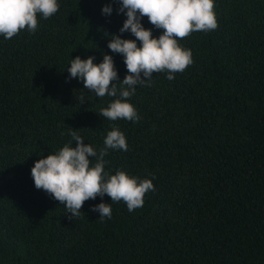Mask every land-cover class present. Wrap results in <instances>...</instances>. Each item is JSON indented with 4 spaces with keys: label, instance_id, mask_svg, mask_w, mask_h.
<instances>
[{
    "label": "trees",
    "instance_id": "16d2710c",
    "mask_svg": "<svg viewBox=\"0 0 264 264\" xmlns=\"http://www.w3.org/2000/svg\"><path fill=\"white\" fill-rule=\"evenodd\" d=\"M57 2L35 33L0 35V264H264V0H214L218 27L178 40L193 63L172 81L165 70L136 86L127 102L137 122L101 116L118 97L68 79L77 56L97 65L111 56L112 83L128 74L107 47L112 35L135 40L119 32V0ZM141 23L154 38L163 32ZM113 127L128 150L109 149L105 172L151 179L155 190L132 212L105 195L70 218L35 188L31 168L72 129L99 151ZM101 202L112 207L103 222L90 211Z\"/></svg>",
    "mask_w": 264,
    "mask_h": 264
},
{
    "label": "clouds",
    "instance_id": "9594fccd",
    "mask_svg": "<svg viewBox=\"0 0 264 264\" xmlns=\"http://www.w3.org/2000/svg\"><path fill=\"white\" fill-rule=\"evenodd\" d=\"M117 14L123 13L126 19L119 29L121 34L130 32L135 40L121 39L112 35L107 44L112 53L124 57L127 75L122 82L114 68L111 56L104 55L103 62L93 63L94 57L82 60L79 56L71 59L68 79H78L83 88L95 94L96 98L105 95L118 97L107 108L101 109V116L110 121L124 119L137 122L141 119L134 106L127 102L135 94L136 86H151L153 73L167 71V79L172 81L175 73L183 72L193 63L191 50L182 48L178 40L193 32H208L218 27L214 12V0H119ZM57 0H0V35L11 39L20 31L35 33L38 28V14L48 19L59 11ZM113 9L105 5L102 15L110 16ZM147 17L149 23L163 32L154 38L152 30L141 23ZM136 41L140 42L137 46ZM143 77V78H142ZM117 84L120 87H117ZM83 104L84 96L78 98ZM72 141L65 144L55 154L38 159L31 168V177L37 190H43L64 205L71 217L81 214L85 201L103 199L111 202L123 201L129 212L143 206L146 193L154 191L151 179L130 177L125 171L117 170L114 175L105 172L108 150L127 151L125 135L113 127L103 141L104 147L97 151L85 144L79 130L70 132ZM76 146L71 147L72 142ZM95 158L92 164L90 158ZM152 179H155L153 176ZM99 213L101 222L111 219V203H99L90 209Z\"/></svg>",
    "mask_w": 264,
    "mask_h": 264
}]
</instances>
